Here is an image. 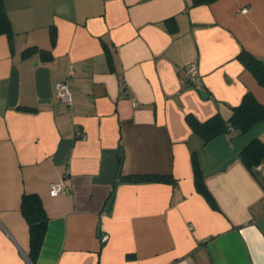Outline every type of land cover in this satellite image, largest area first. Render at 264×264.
<instances>
[{
  "label": "crops",
  "instance_id": "crops-1",
  "mask_svg": "<svg viewBox=\"0 0 264 264\" xmlns=\"http://www.w3.org/2000/svg\"><path fill=\"white\" fill-rule=\"evenodd\" d=\"M3 1L0 264H32L25 193L47 215L35 264H264V156L256 174L239 158L264 142V120L202 144L185 117L226 119L246 92L264 105L238 59L264 62V0ZM58 181L67 190L51 195Z\"/></svg>",
  "mask_w": 264,
  "mask_h": 264
},
{
  "label": "trees",
  "instance_id": "trees-1",
  "mask_svg": "<svg viewBox=\"0 0 264 264\" xmlns=\"http://www.w3.org/2000/svg\"><path fill=\"white\" fill-rule=\"evenodd\" d=\"M212 0H192L193 4L210 2ZM12 29L7 15L4 1L0 0V34L11 36ZM238 59L251 71L259 84L264 85V63L260 59L242 50L238 54ZM186 121L193 132L202 138V144L207 143L213 137L229 133L236 130L238 134H244L258 121L264 120V105L260 104L255 97L246 92L238 105L231 108L229 116L225 119L219 113H215L210 118L199 121L192 114H186ZM264 156V142L260 139H252L240 152V160L256 174V165ZM122 155L118 156V170L120 169ZM192 162L194 170V181L197 189L210 200L209 193L203 183V177L195 156L192 152ZM134 181H168L170 176L161 174H134L125 176ZM21 211L27 219L29 226V261L35 264L36 258L41 248L44 238L47 215L43 209L39 197L34 193H25L21 198Z\"/></svg>",
  "mask_w": 264,
  "mask_h": 264
},
{
  "label": "built area",
  "instance_id": "built-area-1",
  "mask_svg": "<svg viewBox=\"0 0 264 264\" xmlns=\"http://www.w3.org/2000/svg\"><path fill=\"white\" fill-rule=\"evenodd\" d=\"M248 7L241 8L240 12L247 13ZM187 79L190 83L194 82L199 75L198 67L195 63H190L186 65ZM55 95L59 101L65 104L67 107L72 105V94L69 84L66 80H61L55 84ZM85 136V135H84ZM67 190V185L63 181L53 182L50 184L49 192L51 195H57L59 193L65 192Z\"/></svg>",
  "mask_w": 264,
  "mask_h": 264
},
{
  "label": "water",
  "instance_id": "water-1",
  "mask_svg": "<svg viewBox=\"0 0 264 264\" xmlns=\"http://www.w3.org/2000/svg\"><path fill=\"white\" fill-rule=\"evenodd\" d=\"M262 63H264V62H262ZM203 93H204V92L202 91L201 94H203ZM204 95H205V94H204Z\"/></svg>",
  "mask_w": 264,
  "mask_h": 264
}]
</instances>
